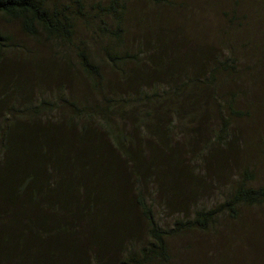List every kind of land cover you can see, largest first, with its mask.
Returning a JSON list of instances; mask_svg holds the SVG:
<instances>
[{
    "label": "trees",
    "instance_id": "trees-1",
    "mask_svg": "<svg viewBox=\"0 0 264 264\" xmlns=\"http://www.w3.org/2000/svg\"><path fill=\"white\" fill-rule=\"evenodd\" d=\"M86 1L0 0V18L47 48L0 29V264H107L116 255L123 256L117 264H163L174 233L210 231L224 216L237 218L241 206L264 205V185L255 187V171L243 168L214 208L160 226L148 187L168 208L194 190L191 163L177 153L182 143L189 147L195 134V160L207 167L214 158L226 166L244 149L235 122L247 116L236 109L246 90L231 34L191 43L176 0H148L156 10L141 14L130 0ZM222 15L230 29L239 27L240 13ZM138 19L158 34L134 37L131 30H140L129 24ZM81 25L96 50L77 40ZM212 121L217 129L206 142L201 133ZM220 143L224 157L210 152Z\"/></svg>",
    "mask_w": 264,
    "mask_h": 264
},
{
    "label": "rangeland",
    "instance_id": "rangeland-1",
    "mask_svg": "<svg viewBox=\"0 0 264 264\" xmlns=\"http://www.w3.org/2000/svg\"><path fill=\"white\" fill-rule=\"evenodd\" d=\"M102 1L107 0H87L86 2L90 6ZM176 5L185 9L187 16L182 20L179 19L183 21L180 27L191 43L200 45L206 39L214 42L223 31L226 32L225 38L228 40L227 33L231 34L228 40L229 49L233 52L235 70L240 73L241 84L246 90L236 104V109L247 116L235 122V126H239L240 130L239 142L244 149H236V153L229 157L233 159L232 162L224 163L227 164L226 166L221 160L215 158L208 167L195 160L199 157L201 150V144H196L195 134H193L195 140H191L189 147L184 146L183 143L180 145L177 153L181 161L191 163L189 168L194 174L192 177L194 190L186 193L181 197L182 199H171V208L165 206V202L157 193L156 186L148 187L146 192L155 205L157 220L165 229L173 228V223L177 219L192 216L196 208L211 209L222 202L231 190L234 179L243 168H251L255 171V187L264 185V0H176ZM129 8L137 14H141V10H156L148 0H130ZM223 11L240 13L239 27L230 29L226 18L222 15ZM174 13L175 10L168 7L165 15L172 16ZM147 16L150 19L162 20L151 12ZM129 25L140 30H131L134 37L143 38L145 34L150 38L158 34L155 28L143 31L139 19ZM81 27L82 25L78 29L77 40L86 41L91 45V50H96L98 45L93 32ZM0 29L10 31L24 46L33 45L43 51L47 50V48L37 47L23 36L17 23L0 18ZM209 46L213 48L214 53L221 52L220 47ZM169 50L168 46L163 47L166 53L170 52ZM69 58L71 63H74L73 55H69ZM229 91L230 87H224V92ZM232 93L237 95L235 91ZM45 96V91L34 94V98ZM215 122H210L209 127L205 129L206 133L201 129L206 142L208 133L211 134L217 129ZM173 123V127L178 132L182 125L175 119ZM224 149V144L220 143L216 144L210 152L221 150L219 154L224 157L226 154L223 152ZM209 153H206L205 157L206 155L211 157L212 154ZM194 170L197 172L194 173ZM183 202L187 203L184 210H182ZM174 205L178 212H173ZM136 243H142V239ZM167 246L169 261L163 264H264V205L241 206L237 218L231 219L224 216L210 231L174 233L167 240ZM126 254L131 253L126 252ZM122 257V255H116V260L105 261H108L107 264H117ZM131 257L133 256L129 258Z\"/></svg>",
    "mask_w": 264,
    "mask_h": 264
}]
</instances>
